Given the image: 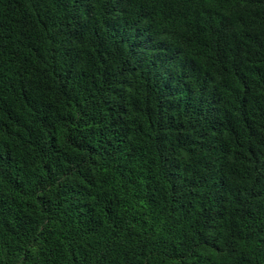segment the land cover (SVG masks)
Instances as JSON below:
<instances>
[{
    "label": "trees",
    "instance_id": "1",
    "mask_svg": "<svg viewBox=\"0 0 264 264\" xmlns=\"http://www.w3.org/2000/svg\"><path fill=\"white\" fill-rule=\"evenodd\" d=\"M0 264H264V0H0Z\"/></svg>",
    "mask_w": 264,
    "mask_h": 264
}]
</instances>
